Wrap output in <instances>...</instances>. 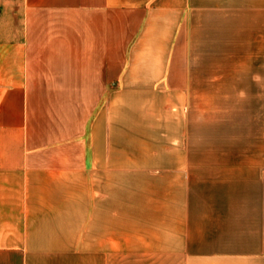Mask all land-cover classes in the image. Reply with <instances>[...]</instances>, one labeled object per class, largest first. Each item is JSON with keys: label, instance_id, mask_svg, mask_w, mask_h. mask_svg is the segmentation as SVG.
Wrapping results in <instances>:
<instances>
[{"label": "crops", "instance_id": "0c3cea01", "mask_svg": "<svg viewBox=\"0 0 264 264\" xmlns=\"http://www.w3.org/2000/svg\"><path fill=\"white\" fill-rule=\"evenodd\" d=\"M0 264H264V0H0Z\"/></svg>", "mask_w": 264, "mask_h": 264}, {"label": "rangeland", "instance_id": "374dc122", "mask_svg": "<svg viewBox=\"0 0 264 264\" xmlns=\"http://www.w3.org/2000/svg\"><path fill=\"white\" fill-rule=\"evenodd\" d=\"M232 48H235L233 43H232ZM231 62H232L231 63L232 65L233 64H237L238 65L239 64V58H234V56H232V61Z\"/></svg>", "mask_w": 264, "mask_h": 264}]
</instances>
